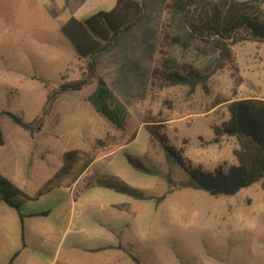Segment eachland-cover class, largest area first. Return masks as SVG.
I'll return each mask as SVG.
<instances>
[{
    "label": "rangeland",
    "instance_id": "obj_1",
    "mask_svg": "<svg viewBox=\"0 0 264 264\" xmlns=\"http://www.w3.org/2000/svg\"><path fill=\"white\" fill-rule=\"evenodd\" d=\"M167 1H145L141 23L97 56L96 75L89 84L79 91L53 95L61 84L82 79L87 65V59L79 57L61 33V25L72 15L82 19L99 10H110L113 0H0V128L6 143L0 147V154L17 150L16 156H21L23 151L38 150L42 139L30 141L29 134L59 137L49 144L54 157L50 160L49 156L46 170L31 165L33 177L28 190L36 188L50 173L63 150L92 145L90 132L97 138L120 135L111 120L96 113L87 100L99 77L128 112V132L138 128L142 117L148 114L165 122L170 145L180 147L186 140L184 154L192 163H200L206 169L217 163H236L232 153L236 138L224 137L220 143H211V126L227 119L230 101L264 99V44H234L237 69L228 66L215 72L209 80L208 93L197 87L188 95L184 85L153 92L150 71L159 59L158 39L167 17ZM261 6L264 8V0ZM51 95L50 108L39 131L31 133L7 115H18L35 128ZM92 118L104 121L105 126H97ZM76 132L84 133V138L79 139ZM41 152L44 156L45 151ZM124 152L143 158L152 172L147 175L133 171L140 177L144 175L149 184L159 181V194L167 188V179L175 191L167 196L166 203L177 210L161 212L157 229L147 244L135 247L142 264H264V178L231 196L210 195L187 187L188 174L158 141H150L144 128L134 142L125 144L119 158H124ZM60 162L61 156L56 163ZM100 168L103 163L96 165L92 173L96 175ZM54 200L53 195H47L27 209L44 211Z\"/></svg>",
    "mask_w": 264,
    "mask_h": 264
},
{
    "label": "trees",
    "instance_id": "obj_2",
    "mask_svg": "<svg viewBox=\"0 0 264 264\" xmlns=\"http://www.w3.org/2000/svg\"><path fill=\"white\" fill-rule=\"evenodd\" d=\"M146 0H115L110 10H99L82 19L69 16L61 25L63 36L74 46L79 57L87 59L84 77L78 81L61 84L57 92L79 91L96 75L97 56L115 46L121 35L141 23ZM263 0H168L165 9L166 21L161 26L158 39L159 59L150 71V89L156 92L165 87L187 86L191 95L195 88L208 93L211 76L228 66L237 69L233 45L241 41H256L264 44ZM51 95L40 118L32 124L23 122L18 115L7 113L19 127L33 133L42 127L48 114ZM87 100L96 113L111 120L121 131L119 136L107 134L96 138L89 149H68L62 154L59 168L40 185L33 195L16 186L0 173V200L13 207L22 221L24 217L47 215L49 209H27L33 202L47 196L55 189L70 187L93 161L112 152L125 143L132 142L136 130L128 132V112L115 98L106 81L99 77L98 84ZM228 117L211 126V143H220L224 137H235L237 145L232 153L236 163H217L206 169L200 163H192L185 156V143L175 147L169 144L164 130L165 122L148 114L142 117L141 125L158 141L164 151L188 174L187 187L202 189L210 195L231 196L239 190L264 178V99L239 98L227 105ZM4 136L0 128V146ZM129 165L144 173H151L141 156L125 153ZM167 191L159 196H147L142 189L132 187L119 177L105 176L96 181L97 186L108 187L116 192L143 199L154 198L156 204L172 192L170 179L166 180ZM17 256L12 254L7 264ZM132 257V256H131ZM137 264V259L132 257Z\"/></svg>",
    "mask_w": 264,
    "mask_h": 264
},
{
    "label": "crops",
    "instance_id": "obj_3",
    "mask_svg": "<svg viewBox=\"0 0 264 264\" xmlns=\"http://www.w3.org/2000/svg\"><path fill=\"white\" fill-rule=\"evenodd\" d=\"M93 120L97 126H105L104 121ZM141 128L144 127L139 124L135 129L136 137ZM83 135L82 132H76L79 139H83ZM89 135L91 144L99 137L91 132ZM27 137L30 141L42 139V146L38 150L23 151L21 156H16L17 150L0 154V173L33 195L46 178L59 168L61 162H56L60 156L62 159L66 150L55 158L50 173L30 191L29 183L33 177L30 167L46 170L50 165L49 156L50 160L54 157L49 144L59 137L55 134L42 138L29 134ZM125 144L90 163L70 187L55 189L48 194L53 195L55 200L51 208L48 206L47 215H32L21 221L16 209L0 200V264H7L16 251L17 256L11 264H137L132 257L142 264L139 252L135 254L136 245L147 244L157 229L161 212H174L177 208L166 203L167 197L156 204L154 198L138 199L108 187L94 185L101 176L119 177L128 185L144 190L149 197L161 195L158 193L159 181L149 184L144 180V175L140 177L135 173L138 170L133 171L135 169L125 157L126 152L123 153L124 158H119ZM42 150L45 151L44 156L41 155ZM32 158H36V161L32 162ZM100 163H103V168L96 175L93 174V168ZM167 189L165 187L163 191ZM174 192L172 190L167 196Z\"/></svg>",
    "mask_w": 264,
    "mask_h": 264
}]
</instances>
